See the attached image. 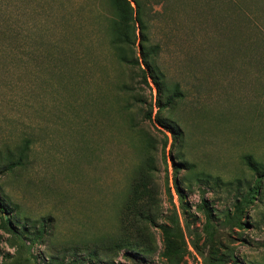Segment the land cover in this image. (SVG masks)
<instances>
[{
  "label": "rangeland",
  "instance_id": "rangeland-1",
  "mask_svg": "<svg viewBox=\"0 0 264 264\" xmlns=\"http://www.w3.org/2000/svg\"><path fill=\"white\" fill-rule=\"evenodd\" d=\"M127 1L113 46L109 0H0V264H264V0ZM135 181L138 247L112 245Z\"/></svg>",
  "mask_w": 264,
  "mask_h": 264
},
{
  "label": "trees",
  "instance_id": "trees-1",
  "mask_svg": "<svg viewBox=\"0 0 264 264\" xmlns=\"http://www.w3.org/2000/svg\"><path fill=\"white\" fill-rule=\"evenodd\" d=\"M110 2V8L113 11V23L114 25H116L114 27L115 30V35L113 37V39L111 40V45H121L124 42L127 43L128 41V36H129V27L131 29L132 27V31L130 30V35L133 34V26L131 25V19H132V14H131V10L132 8L130 7V4L127 0H109ZM134 6L137 9V14H139V9H140V3L138 0H134ZM135 21H137L139 23V25L142 24V22L140 21V18L137 16V18L135 19ZM141 27V26H140ZM155 54L154 50H150L149 53H147V57H148V62L150 61V55ZM120 57V56H119ZM145 58V57H144ZM121 61H127L126 59V55L123 54V56H121L119 58ZM149 66V64L147 65ZM151 66H149L148 68H150ZM153 71H155L154 67ZM150 68V69H151ZM156 76L158 77V75L156 74ZM159 78H155V82L158 81ZM171 99H173L172 97L170 99L167 100V103H169L171 101ZM14 155H6L4 158L6 159V161L8 162V169L7 171H12L15 166H20L23 162V158L25 157V151L23 149H21L18 153H17V158L18 159L16 162H14L13 160ZM2 157L0 155V164L2 162ZM244 163L245 165L255 174V181L256 184H260V182L262 181L259 175V168L258 165H256V163H253L252 161H250L249 157H243ZM148 189L145 185H142L141 182L139 181H135L134 185L131 189V193L130 196L128 198L127 203L124 205L123 209H122V217H121V222H120V231L121 233H125L124 236H117L116 240L113 242H110L112 245H116V246H124V247H131V248H137L138 244H136L134 241H136L138 239V237L136 236V238L134 237V225H132V221H134V216H136L137 214V210H136V206L138 204V202H140L141 200H146L147 196H148ZM258 194V187L257 186H252L249 187L246 192L244 193V195H239L237 196V198L234 201L233 204V208H232V213L230 215H226L224 217V220L222 222V225L224 227H228L230 229H242L245 224L242 221V216L245 212V210L250 206L253 205L254 200L256 195ZM181 200V196H179V201ZM1 215V220H0V227L1 229H3L4 231H6L7 233H9L11 236H14L16 238L19 237L18 234V230L16 227H18V225L16 224L14 220H11L9 213H4L2 211H0ZM204 217H205V231L208 235V239H210V241L213 238L214 235V229L213 226L211 225V216L207 211H204ZM13 224V225H12ZM15 224V226H14ZM22 230V232L24 231V227L23 229L20 228ZM162 230V234L164 236V241H165V250L163 252L164 256H171V255H177L178 254V250H172L173 246L170 243L171 241H174L175 239H180L179 237L181 236L179 233V228H178V221L175 219L174 221V225L172 227H161ZM131 231V233H130ZM37 237L40 238L43 235L41 234V226L37 228ZM108 243V244H110ZM107 244V245H108ZM106 246V245H105ZM172 250V251H171ZM91 254V253H90ZM203 264H222V260L220 257H214V261L208 262L206 260V258H203Z\"/></svg>",
  "mask_w": 264,
  "mask_h": 264
}]
</instances>
